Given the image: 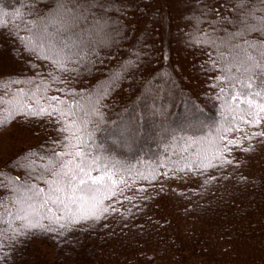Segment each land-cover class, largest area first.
<instances>
[{"label":"trees","instance_id":"trees-1","mask_svg":"<svg viewBox=\"0 0 264 264\" xmlns=\"http://www.w3.org/2000/svg\"><path fill=\"white\" fill-rule=\"evenodd\" d=\"M101 2L97 13L108 21L107 44L93 48L91 64L69 65L77 70L57 73L65 83L52 84L48 95L63 96L56 88L108 89L105 124L96 143L131 171L119 169L126 183L104 202L109 211L99 220L3 239L0 264H264V137L251 138L264 124H240L241 131L216 140L208 152L221 151V158L211 161L214 167L201 166L203 154L197 157L196 146L179 152L180 137H215L228 115L223 107L227 97L218 98L226 84L216 79L222 72L219 61L213 66L217 52L210 41L227 40L249 13L264 16V4L175 0L172 9L169 0L164 19L151 10L149 0ZM53 6L54 0H0L6 21L0 28V85L7 84L0 86V95L34 87L24 83L34 78L36 84L42 78L51 83L50 65L25 50L15 26L22 29L21 14L32 19L33 13ZM182 27L186 31L178 32ZM9 128L24 133L21 141H34L6 155L0 150V172L6 177L27 180L28 170L21 166L25 157L40 165L46 162L41 157L60 150L54 142L61 134L48 117L17 116L0 126V137ZM230 139L239 146L228 145ZM6 195L0 188V198Z\"/></svg>","mask_w":264,"mask_h":264},{"label":"snow or ice","instance_id":"snow-or-ice-1","mask_svg":"<svg viewBox=\"0 0 264 264\" xmlns=\"http://www.w3.org/2000/svg\"><path fill=\"white\" fill-rule=\"evenodd\" d=\"M237 6H244V0H238ZM99 8H102L101 0H54L53 7L43 14L33 13L32 19H24L21 14L23 27L15 26L18 29L15 34L25 50L50 65L47 76L51 83L42 78L36 84L34 78L24 82L34 87L0 95V126L20 115L48 117L56 123L61 138L54 142L59 151L53 149L47 158L41 157L46 162L36 165L29 157L24 158L27 163L21 166L28 170L27 180L6 177L0 172V188L8 191V195L0 198V246L3 239L14 240L33 230L57 232L68 225L99 220L109 211L104 202L117 195L119 184L126 183L119 169L131 171V166L103 154L102 145L96 143V133L105 124L103 100L109 94L108 89L102 87L85 93L56 88L63 96L48 95L52 84L65 83L57 73L77 70L69 65L78 68L91 64L93 48L107 44L108 21L97 13ZM2 15L0 28L6 26ZM20 31L25 35H20ZM253 33L254 37L250 35ZM210 43L217 52L213 66L219 61L222 72L216 79L226 84L220 88L218 98L227 97L223 107L228 115H224V123L216 128L215 137L209 133L197 138H179L184 141L179 152L187 153L196 146L197 157L203 154L200 164L204 168L214 167L211 161L221 158L219 149L208 155L216 140L224 141L225 134L241 131L240 124L257 128L264 124V16L257 18L249 13L239 31L219 44ZM221 47L226 51H221ZM0 86L6 88L7 84ZM255 137H264V130L251 133V138ZM245 138H249L247 134ZM176 140L173 136V141ZM227 144L239 146L237 140H227ZM185 167L191 168V164ZM139 175L148 179L144 173Z\"/></svg>","mask_w":264,"mask_h":264},{"label":"rangeland","instance_id":"rangeland-1","mask_svg":"<svg viewBox=\"0 0 264 264\" xmlns=\"http://www.w3.org/2000/svg\"><path fill=\"white\" fill-rule=\"evenodd\" d=\"M170 1H171L172 9H175L174 8L175 0H170ZM182 2H184V0H180V3ZM149 6L153 12L159 11L164 19L168 18L170 12L169 0H149ZM202 17L205 18V15L203 14L201 18ZM190 22L192 21L190 20ZM191 25H193V23H191ZM182 31L184 32L186 30H184L183 27L178 29V32H182ZM123 128H125V130H128L126 129V126L125 127L123 126ZM123 128L121 127V129ZM21 136H24V133L23 132L20 133V130H17L16 128H9L2 133V136L0 137V150L3 153V155H6L11 150H17L18 147H22L23 145L32 143L34 141L32 139L29 142L21 141L19 139V137Z\"/></svg>","mask_w":264,"mask_h":264}]
</instances>
